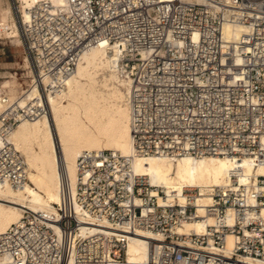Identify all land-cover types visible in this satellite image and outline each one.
I'll use <instances>...</instances> for the list:
<instances>
[{"label":"built area","instance_id":"obj_1","mask_svg":"<svg viewBox=\"0 0 264 264\" xmlns=\"http://www.w3.org/2000/svg\"><path fill=\"white\" fill-rule=\"evenodd\" d=\"M29 15L20 37L40 83L62 85L101 44L118 50L114 68L128 82L136 156L254 158L264 166V0H65ZM225 24L244 31L226 43ZM0 101V186L18 188L25 165L7 137L44 111L9 103L2 90ZM77 166L76 185L63 182L55 215L24 212L0 234V264L120 263L141 232L157 239L144 264H263L264 192L256 187L216 189L200 213L198 189L186 188L183 203L168 199L116 152H83ZM206 217L214 223L202 234L175 233Z\"/></svg>","mask_w":264,"mask_h":264},{"label":"bare ground","instance_id":"obj_2","mask_svg":"<svg viewBox=\"0 0 264 264\" xmlns=\"http://www.w3.org/2000/svg\"><path fill=\"white\" fill-rule=\"evenodd\" d=\"M12 1L15 7L11 0H0V35L18 39L23 52L19 23H29V11L44 3L53 8L65 6V0ZM243 31L240 26L225 24L222 36L226 43L234 42ZM118 54V50L105 44L86 51L73 75L56 87H51L47 79L40 83L24 54L26 67L31 72L28 89L20 95L6 97L9 103L16 102L21 108H42L44 112L32 121L23 120L7 137L8 143L23 158L26 181L18 188L8 183L0 186V234L16 224L24 212L55 215L63 182L66 180L72 188L76 185L78 158L83 152L107 150L128 158L133 172L147 177L168 199L183 203L186 188L198 189L196 204L200 213L202 207L210 204L216 189H234L236 184L264 192V186L257 185L258 178H264V166L254 158L235 161L214 156L201 159L136 156L129 127L128 82L114 68ZM3 105L0 101V110ZM261 216L264 219V208ZM213 223L212 218L206 217L184 223L175 233L202 234ZM101 227L98 230L102 232L110 228ZM98 230L89 228L92 232ZM84 231L82 228L80 234ZM151 240L157 239L146 232L138 233L129 239L125 261L112 264H144ZM233 244V237L227 236L226 249L231 250Z\"/></svg>","mask_w":264,"mask_h":264},{"label":"rangeland","instance_id":"obj_3","mask_svg":"<svg viewBox=\"0 0 264 264\" xmlns=\"http://www.w3.org/2000/svg\"><path fill=\"white\" fill-rule=\"evenodd\" d=\"M11 4L13 7L16 6L12 0ZM17 41L19 43L18 39ZM30 78L31 72L29 66L26 67V57L23 50L11 46L8 40H0V90L6 96L20 95L28 89Z\"/></svg>","mask_w":264,"mask_h":264},{"label":"crops","instance_id":"obj_4","mask_svg":"<svg viewBox=\"0 0 264 264\" xmlns=\"http://www.w3.org/2000/svg\"><path fill=\"white\" fill-rule=\"evenodd\" d=\"M8 40V43L11 44V46L21 48L20 44L18 43L17 39H8L4 38L3 36L0 35V40ZM22 49V48H21ZM18 64V63H17ZM17 64H15L17 66ZM26 85V84H25Z\"/></svg>","mask_w":264,"mask_h":264}]
</instances>
